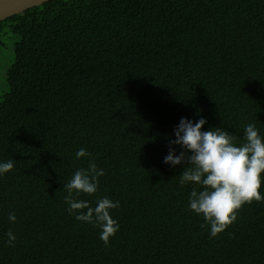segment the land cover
I'll return each mask as SVG.
<instances>
[{
    "label": "trees",
    "instance_id": "16d2710c",
    "mask_svg": "<svg viewBox=\"0 0 264 264\" xmlns=\"http://www.w3.org/2000/svg\"><path fill=\"white\" fill-rule=\"evenodd\" d=\"M181 117L264 134V0H48L1 20L0 264H264V201L216 237L187 207L185 165L164 163ZM90 159L105 174L75 198L120 202L108 245L66 210Z\"/></svg>",
    "mask_w": 264,
    "mask_h": 264
},
{
    "label": "clouds",
    "instance_id": "9594fccd",
    "mask_svg": "<svg viewBox=\"0 0 264 264\" xmlns=\"http://www.w3.org/2000/svg\"><path fill=\"white\" fill-rule=\"evenodd\" d=\"M206 123L203 117L196 121L181 117L173 130L175 138L169 139L164 163L173 167L185 165L179 174V183L193 185L188 193L187 207L202 216L208 225L209 236L216 237L236 221L238 210L244 204L264 201L260 191L264 181V134L254 123H247L243 129V142L237 143L228 130L219 126L204 130ZM172 145L180 146L178 154ZM88 156L90 153L85 148L75 151L76 159ZM13 168V160L0 161V177ZM104 174V169L90 159L87 167L76 169L63 187L67 192L64 200L69 214L77 221L98 228L100 240L108 245L120 229L111 214L120 202L103 196L91 206L87 199L75 198L81 193L96 194L98 178ZM7 219L15 223L17 216L9 212ZM5 235L6 244L11 245L16 240L11 229Z\"/></svg>",
    "mask_w": 264,
    "mask_h": 264
},
{
    "label": "water",
    "instance_id": "95a60500",
    "mask_svg": "<svg viewBox=\"0 0 264 264\" xmlns=\"http://www.w3.org/2000/svg\"><path fill=\"white\" fill-rule=\"evenodd\" d=\"M48 0H0V21Z\"/></svg>",
    "mask_w": 264,
    "mask_h": 264
}]
</instances>
